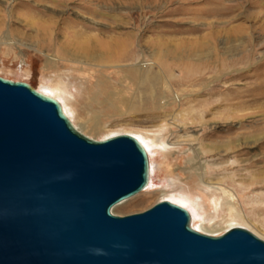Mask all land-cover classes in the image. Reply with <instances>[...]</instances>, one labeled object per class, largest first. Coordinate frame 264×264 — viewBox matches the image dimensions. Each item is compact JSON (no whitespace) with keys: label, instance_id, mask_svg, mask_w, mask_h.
Masks as SVG:
<instances>
[{"label":"rangeland","instance_id":"1","mask_svg":"<svg viewBox=\"0 0 264 264\" xmlns=\"http://www.w3.org/2000/svg\"><path fill=\"white\" fill-rule=\"evenodd\" d=\"M13 2H0L1 12L10 13L0 31L1 77L35 89L48 86L75 129L88 138L133 133L164 145L151 158V182L113 206L114 214L141 212L169 200L209 217L204 223L209 231L241 226L264 240V0L117 5L115 20L106 7L103 16L73 5L60 8L52 17L69 15L78 22L73 28H81L79 39L131 37L130 57L91 62L59 59L57 52L39 49L36 39L26 35L31 30L22 19L24 9L12 7ZM207 9L215 10L208 15ZM212 34L217 38L209 52L226 56L241 47L254 51L253 63L203 71L205 80L198 82L197 71L186 78L183 62L166 64L151 46L157 40H199ZM209 52L203 60L213 63Z\"/></svg>","mask_w":264,"mask_h":264},{"label":"water","instance_id":"2","mask_svg":"<svg viewBox=\"0 0 264 264\" xmlns=\"http://www.w3.org/2000/svg\"><path fill=\"white\" fill-rule=\"evenodd\" d=\"M148 178L134 136L88 138L57 99L0 76V264H264L247 228L199 232L169 200L111 211Z\"/></svg>","mask_w":264,"mask_h":264},{"label":"bare ground","instance_id":"3","mask_svg":"<svg viewBox=\"0 0 264 264\" xmlns=\"http://www.w3.org/2000/svg\"><path fill=\"white\" fill-rule=\"evenodd\" d=\"M12 1H14L13 4L11 5L12 7H21L24 9L23 12H20L21 15L24 16L22 19L26 21L27 28L31 30L30 33H27L26 35L32 36L33 38L36 39L35 41L39 49L55 51L57 52L59 59L64 57L76 58V59L78 57H82L88 62L105 61V60L111 61L115 59H120V58L123 59L126 57L127 58L130 57L133 52L131 37L128 36L127 40H122V41H118L114 39V37L106 41H103L100 40L97 35H93V37H86L79 39L78 34L81 33L82 30L81 28L74 29L75 28L74 26L77 25L78 22H75V20H73V18H71L69 15L62 16L57 20H55L52 17L55 12H57L58 10L60 11V8L63 9V7H68L70 5H73L83 8L86 12L92 14L93 16H103L105 15L104 14L105 12H103L101 8L106 7L109 9V12L107 11L109 13L108 16L112 18V20H115L114 9L115 6L117 5L129 6L133 4H149L155 6L161 4L166 5L171 2L172 3L174 2V0H12ZM0 2H2L3 4L4 3L7 4L9 0H0ZM40 6L50 8L51 10H41L38 8ZM227 7L225 6L222 8L226 10ZM215 9H213V11ZM227 10L228 11L231 10V7H229ZM213 11H211V9H207L204 11V13L209 15ZM9 14H7V12L3 13L0 10V31L3 23L5 22L4 17H6V15L8 16ZM28 15H30L31 17H37V20H28L27 22ZM45 16L50 18H47V20H45L42 18ZM227 31H229V33H232V30H227ZM60 35L62 36V39L59 40L58 37ZM230 37L231 36H226V39L228 40L230 39ZM216 38L217 36L215 34H212L210 36H203L199 40L195 38L194 40H188V41L178 40L176 42L157 40L155 42H152L151 46L153 50H157V53L162 55V58L164 59L166 64H169L170 62L171 65L174 63L175 66H178V65H182L180 64V62H183L185 68L183 69L182 73L185 74L186 78L188 79L194 78L195 71H197V73H199V76L197 77L198 80L196 79L198 82L205 80L204 76L200 75V73H202L203 71L205 72L206 70L208 71L212 70L213 73L214 71L217 73L224 67H228L230 65H236L239 63H245V64L253 63L254 51H247L241 47L239 49V47L235 46V49L233 48L229 49L228 50L229 53L226 56L218 55L217 53H215V51L209 52L210 48L213 49L212 43L214 42L213 40H215ZM207 51L210 54H212L213 63L208 62V60L207 62L203 60L202 54L208 53ZM194 57H195V62L191 63L193 60L192 58ZM145 65L146 63L140 64V66L142 67ZM217 67L218 69H215ZM259 75L260 74L256 75V77ZM37 90L45 95L54 97L59 102H61V99L57 95H55L52 91L48 90V86L42 84L40 88H37ZM174 99H177V96H175ZM128 134L134 136L147 152V156L149 160V178L147 182L148 185V183L151 182L152 180V172H153L152 170L153 168L151 165V158L154 155L153 153L164 150V145L162 146L161 144H157L153 139H150L146 136H142L140 134H133V133H128ZM147 185L145 186V188L147 187ZM126 200H123L115 205L123 204L125 203ZM189 213L191 216V221H190L191 226L197 231L207 233L210 235H219L222 233V232L220 233L213 232L214 230L209 231L206 228H204V223L207 220H209V217L204 218L201 217L200 214L195 215L193 212L191 213V211Z\"/></svg>","mask_w":264,"mask_h":264}]
</instances>
